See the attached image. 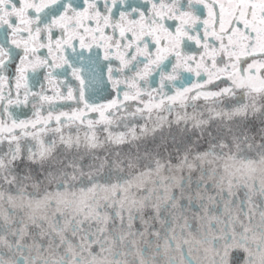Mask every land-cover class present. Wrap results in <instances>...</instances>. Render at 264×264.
I'll use <instances>...</instances> for the list:
<instances>
[{
  "label": "snow or ice",
  "instance_id": "snow-or-ice-1",
  "mask_svg": "<svg viewBox=\"0 0 264 264\" xmlns=\"http://www.w3.org/2000/svg\"><path fill=\"white\" fill-rule=\"evenodd\" d=\"M0 264H264V0H0Z\"/></svg>",
  "mask_w": 264,
  "mask_h": 264
},
{
  "label": "water",
  "instance_id": "water-1",
  "mask_svg": "<svg viewBox=\"0 0 264 264\" xmlns=\"http://www.w3.org/2000/svg\"><path fill=\"white\" fill-rule=\"evenodd\" d=\"M165 139H168L166 134H165ZM160 143H161L160 133H157L155 137L149 136L145 138V140L140 143V149L141 151H143L144 148L147 147L149 149L156 148L157 150H162L160 149Z\"/></svg>",
  "mask_w": 264,
  "mask_h": 264
},
{
  "label": "flooded vegetation",
  "instance_id": "flooded-vegetation-1",
  "mask_svg": "<svg viewBox=\"0 0 264 264\" xmlns=\"http://www.w3.org/2000/svg\"><path fill=\"white\" fill-rule=\"evenodd\" d=\"M61 71L63 72L64 70H61ZM66 75H67L68 82L71 83L73 87H76L78 85V81L71 75V70L70 69L67 70ZM40 79L43 80V77H40ZM48 86L51 87V85H48ZM110 91H111V89L109 88L104 93V95L107 96L108 92H110ZM68 103H71V102H68ZM23 111L28 113V115H31V112H30V110L28 108L23 109Z\"/></svg>",
  "mask_w": 264,
  "mask_h": 264
}]
</instances>
